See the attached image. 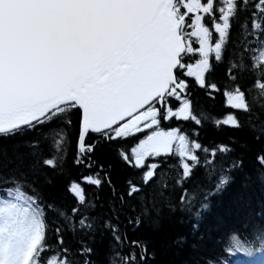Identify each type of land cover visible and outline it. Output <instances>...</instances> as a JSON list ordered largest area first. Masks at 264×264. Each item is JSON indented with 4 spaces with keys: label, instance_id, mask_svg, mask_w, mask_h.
I'll use <instances>...</instances> for the list:
<instances>
[{
    "label": "snow or ice",
    "instance_id": "snow-or-ice-1",
    "mask_svg": "<svg viewBox=\"0 0 264 264\" xmlns=\"http://www.w3.org/2000/svg\"><path fill=\"white\" fill-rule=\"evenodd\" d=\"M262 114L264 0H0V264H264Z\"/></svg>",
    "mask_w": 264,
    "mask_h": 264
},
{
    "label": "trees",
    "instance_id": "trees-1",
    "mask_svg": "<svg viewBox=\"0 0 264 264\" xmlns=\"http://www.w3.org/2000/svg\"><path fill=\"white\" fill-rule=\"evenodd\" d=\"M194 59V58H193ZM215 81L223 86V66H221L215 75ZM190 85L193 84V81L189 80ZM193 93V97H199L201 105L208 111L212 112L215 115H219L221 111H224V109L221 108L222 102H223V97L219 93H214L213 95L215 96V100H212L208 98L204 90H201L197 87H192L190 89ZM261 119H264V114L261 115ZM179 125L181 127L182 131L188 132L189 134L191 133L192 125L187 124L185 125L184 122L181 121H175L172 120L168 124L162 125V127H172V126H177ZM205 130H206V136H205V131L202 130L201 133V138L202 140L206 143L208 139H211L213 137H216L215 132L211 128L210 125H205ZM216 138H221V137H216ZM131 141L129 144L125 145V147L130 146ZM72 159V150L70 149L68 152V163L70 165ZM98 163H102L105 166H107L109 163H112L115 166H117V162L113 154H108V155H103L99 156L98 158ZM250 170V169H249ZM75 174V173H74ZM239 176L237 175L236 182L229 185L226 190L220 194L218 197H216L212 201V207L210 210V213L208 214V224L210 225L215 216L220 215L224 216L228 219L234 218L237 214V208L235 204L233 203L234 197L238 194L239 190ZM86 191H88V187L86 186ZM105 192L107 189L104 190ZM103 195V193H102ZM245 198H252L254 201L258 198H264V191H261V188L258 184H254L250 189H248L244 193ZM163 211H166L163 210ZM164 227L166 229H169V235L170 236H176L179 234H182L186 231V225H180L179 223H176L175 221L168 222L166 221L164 224ZM130 239H135V238H140V234H137V236H132L131 233H129ZM151 250V246L149 248ZM225 255H227L225 253ZM184 259V255L178 252L177 250H167L163 253H161L157 257V264H182V261Z\"/></svg>",
    "mask_w": 264,
    "mask_h": 264
}]
</instances>
